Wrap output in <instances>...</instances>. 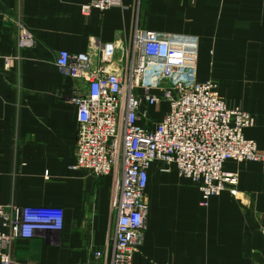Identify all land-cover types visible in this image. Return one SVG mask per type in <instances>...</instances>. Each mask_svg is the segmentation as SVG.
<instances>
[{
    "label": "crops",
    "instance_id": "0c3cea01",
    "mask_svg": "<svg viewBox=\"0 0 264 264\" xmlns=\"http://www.w3.org/2000/svg\"><path fill=\"white\" fill-rule=\"evenodd\" d=\"M92 1L0 0V205L54 206L65 214L62 231L14 240L12 264H87L114 243L115 176L74 167L79 123L70 97L87 82L60 72V51L90 53L94 69L125 75L136 26L196 35L198 81H216L230 107L256 118L245 136L264 152V0H120L84 15ZM22 26L33 46H18ZM107 43L116 51L102 65ZM228 70L244 80H225ZM168 108L143 104L139 125L154 130ZM163 167L156 161L149 169L147 228L133 264H264V163L227 160L224 170L238 184L208 205L176 166Z\"/></svg>",
    "mask_w": 264,
    "mask_h": 264
},
{
    "label": "built area",
    "instance_id": "2783aa9c",
    "mask_svg": "<svg viewBox=\"0 0 264 264\" xmlns=\"http://www.w3.org/2000/svg\"><path fill=\"white\" fill-rule=\"evenodd\" d=\"M120 0H93L82 6L84 15L121 6ZM31 31L22 26L18 46H33ZM201 41L196 35L154 32L136 26L125 75L105 67L94 69L90 53L60 51L61 73L87 82L75 89L70 101L78 107L75 168L97 176H115L111 205L117 214L113 247L98 250L87 264H133L144 241L149 201L147 187L153 162L168 172L176 166L202 192L211 197L238 184L236 173L224 170L227 160L264 163V152L245 136L256 118L241 107H230L218 84L197 79ZM116 46L101 47V63L114 57ZM8 66L10 59H7ZM169 108L154 130L139 125L143 104ZM64 210L54 206L11 209L0 205V264H12L14 240L31 241L42 232H60ZM81 264V263H79Z\"/></svg>",
    "mask_w": 264,
    "mask_h": 264
},
{
    "label": "rangeland",
    "instance_id": "374dc122",
    "mask_svg": "<svg viewBox=\"0 0 264 264\" xmlns=\"http://www.w3.org/2000/svg\"><path fill=\"white\" fill-rule=\"evenodd\" d=\"M242 72V76H245L248 78L249 76V70H240ZM239 70H228L227 71V79L225 80H244L243 78H240L239 77ZM245 79V80H248V79ZM185 186V185H184ZM187 187V186H185Z\"/></svg>",
    "mask_w": 264,
    "mask_h": 264
}]
</instances>
